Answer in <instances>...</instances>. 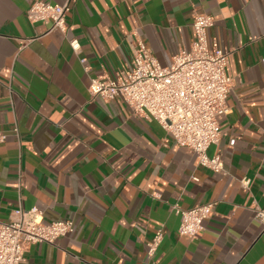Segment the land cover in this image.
<instances>
[{
  "label": "crops",
  "instance_id": "crops-1",
  "mask_svg": "<svg viewBox=\"0 0 264 264\" xmlns=\"http://www.w3.org/2000/svg\"><path fill=\"white\" fill-rule=\"evenodd\" d=\"M33 1L0 0V222L36 206L73 230L28 245L20 264H264V0H69L65 32L30 22ZM195 12L213 16L209 41L229 52V109L208 148L224 172L120 98L88 91L90 77L130 69L139 40L169 65L192 42ZM204 203L202 231L179 235L173 205Z\"/></svg>",
  "mask_w": 264,
  "mask_h": 264
},
{
  "label": "built area",
  "instance_id": "built-area-1",
  "mask_svg": "<svg viewBox=\"0 0 264 264\" xmlns=\"http://www.w3.org/2000/svg\"><path fill=\"white\" fill-rule=\"evenodd\" d=\"M68 11L69 0L63 4L34 0L26 17L30 22L47 23L46 32L54 29L65 32ZM213 23L210 14L195 12L190 46L181 48L166 66L159 64L142 41H137L130 69L113 78L90 77L88 91L105 100L120 98L134 114L157 121L176 144L191 148L198 165L213 172H224L221 153L216 151L210 155L208 148L218 144L221 137L217 116L228 112L226 97L232 75L228 71L229 52L209 41L208 28ZM68 43L74 52L79 51L77 38L69 39ZM80 61L83 63L85 59L81 57ZM262 144L264 147V138ZM241 183L248 187L250 180L244 179ZM213 206V203H204L183 209L174 204L179 216L178 234L196 238ZM255 219L264 224L263 209H255ZM162 227L156 228L147 242L149 257L162 240ZM72 230L73 222L69 219L45 221L38 207H18L11 212L8 221L0 222V264H20L28 245L53 244Z\"/></svg>",
  "mask_w": 264,
  "mask_h": 264
}]
</instances>
